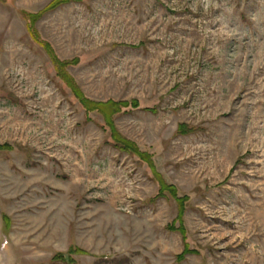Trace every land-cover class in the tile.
Returning <instances> with one entry per match:
<instances>
[{"label":"rangeland","instance_id":"1","mask_svg":"<svg viewBox=\"0 0 264 264\" xmlns=\"http://www.w3.org/2000/svg\"><path fill=\"white\" fill-rule=\"evenodd\" d=\"M50 1L0 0V264H264V0Z\"/></svg>","mask_w":264,"mask_h":264},{"label":"trees","instance_id":"2","mask_svg":"<svg viewBox=\"0 0 264 264\" xmlns=\"http://www.w3.org/2000/svg\"><path fill=\"white\" fill-rule=\"evenodd\" d=\"M65 2H68V0H51L47 4V6L45 7L44 11H51V10L55 9L58 5L63 4ZM40 15H41V12L36 13V14H31V15L28 16V22L30 24H27V29L30 31V34L32 35V38L36 42L40 43L42 45V47H44L46 53L49 54L50 59H51L52 63L54 64L55 68H56L57 75L68 83V80H67L65 74H63L61 72V70H62V67L68 65L70 62L59 59L55 55V53L52 51L51 45L46 40H43V39L39 38L38 34L36 32H34V29H33L34 22L38 19V17ZM72 89H73V87H72ZM74 95L79 99L81 105L86 110H90V109H94V108L99 109L104 114L105 121L108 123V125L110 126L111 129H112V124L110 122L109 115L107 114V110L108 109L99 108V107H97V105L98 106H105V105L111 103V104H113V105H115L117 107V108H114V111H116V112L119 111L120 107H128V106L133 107V108L139 107V103L136 100H133V101H130V102H123V103H117V102H112V101H107V102L100 103V102H95V101H92V100H89V99L85 98L78 91H75V90H74ZM147 110L154 111V109H148V108H147ZM180 130H181V127H180ZM119 145H120L121 149L127 150L128 152L133 150V147H130L131 144H128L127 141L122 142V144L120 143ZM157 177L159 178L158 179V181H159V190H158L157 196H160V195L163 196V195H165L163 192L167 191L171 195V197H173L178 202L179 214H180V212L182 211L183 207L185 206V202H186L185 195L178 196L176 188L174 186H172L170 184H166V182L163 181L162 177H159L158 175H157ZM179 214H178L177 219H176V221H178V225L175 226V225L172 224L171 226H169V228H170V230L179 232L180 235L182 236V239L186 240V229H185V227L182 224L181 215H179ZM191 252H192V250L188 249L187 246H184L183 251L179 254L178 257L179 258H183L186 254L191 253Z\"/></svg>","mask_w":264,"mask_h":264}]
</instances>
